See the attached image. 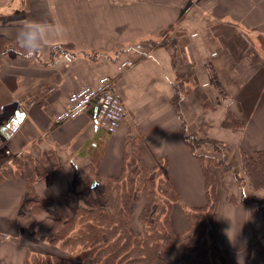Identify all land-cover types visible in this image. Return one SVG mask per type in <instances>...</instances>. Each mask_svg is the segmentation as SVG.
Returning <instances> with one entry per match:
<instances>
[{"label": "crops", "instance_id": "0c3cea01", "mask_svg": "<svg viewBox=\"0 0 264 264\" xmlns=\"http://www.w3.org/2000/svg\"><path fill=\"white\" fill-rule=\"evenodd\" d=\"M0 33L37 48L36 57H0V117L6 116L0 129L7 127L0 132V153L42 161L47 174L56 170L51 180L44 175L33 182L41 198L61 200L81 170L92 176L93 168L104 179L119 176L138 139L152 162L167 159L179 194L170 217L181 233L190 225L188 210L207 203L202 166L183 140L182 118L202 129L196 125L201 119L205 133L232 153L264 150V0H0ZM162 34L183 41L181 54L176 43L150 40ZM126 58L134 65L119 71ZM178 73L190 74L182 118L172 103ZM105 74L127 108L116 132L97 121L93 106L54 123L72 92ZM17 111L24 113L21 121ZM228 111L238 112L243 125L223 127ZM26 169L0 180L1 242L4 228L16 225L11 218L34 174ZM216 221L227 264H264V244L255 243L258 213L221 195ZM4 235V241L12 237ZM9 258L0 264H24Z\"/></svg>", "mask_w": 264, "mask_h": 264}, {"label": "trees", "instance_id": "16d2710c", "mask_svg": "<svg viewBox=\"0 0 264 264\" xmlns=\"http://www.w3.org/2000/svg\"><path fill=\"white\" fill-rule=\"evenodd\" d=\"M164 40L161 45L171 46ZM4 54L36 57L37 48L22 46L0 33V57ZM188 79L190 74L178 73L172 96V103L178 107L181 118L180 103L188 90ZM236 120L230 111L224 124H239ZM201 133L182 118L183 140L201 163L207 194L205 206L188 210L190 225L184 232L177 233L172 226L170 215L173 204L179 201V194L168 176L167 159L162 156L147 163L146 146L134 141L125 154L123 172L119 176L104 179L93 168L92 176L82 170L76 172L67 191L61 195L64 203L61 207L54 206L52 199L37 196L33 182L28 179V193L21 207L32 204L30 207L46 210L52 216L47 234L39 231L34 234L47 243L60 245L72 259L27 250L24 264H227L229 251L218 243L216 213L220 195L217 174L212 166L218 167L222 174L240 175L237 166L240 163L241 171L253 188H264V150L240 151L236 159L229 160L225 156V142ZM55 171L45 175L51 180ZM11 174L12 169L4 173V177ZM40 174L38 172L36 176ZM141 192L146 195L139 213L142 227L135 230L133 206ZM229 198L232 203L250 206L253 213H260L264 218V199L258 206V199L249 198L245 193H241L238 201L234 195ZM65 207L70 214L65 212ZM258 232H255L256 245L264 238V235L258 238ZM167 255H172L175 261H170Z\"/></svg>", "mask_w": 264, "mask_h": 264}, {"label": "rangeland", "instance_id": "374dc122", "mask_svg": "<svg viewBox=\"0 0 264 264\" xmlns=\"http://www.w3.org/2000/svg\"><path fill=\"white\" fill-rule=\"evenodd\" d=\"M167 35L168 34H166L164 36H163V34L160 36H155L154 39L150 38V40L155 45L158 43H160V45H161V42L163 41V39H166L164 41L171 43V45H175V43H176L175 49H177L178 53L181 54V50H183V47H182L183 41H181V42L177 41V38L175 37L176 35H168V36ZM23 50H25V49H23ZM8 55L10 57L14 56L13 54H8ZM19 56H22V55H19ZM22 57L24 59L27 58L24 56H22ZM231 112L234 113L235 119L239 120V124L237 123L236 125H231V124L225 125L224 124L225 121L223 120L221 125L223 127H226V128L227 127L236 128V127L242 126L244 121L240 117L238 112H233V111H231ZM229 113H230V111H228L226 118L229 115ZM4 117H6V116L2 115L0 117V120L1 119L3 120ZM196 123H197L196 125H201L199 127H202V129L196 128L194 126H192L191 128L201 130V132L203 130L204 133H201V135L202 134L207 135V133H205L206 127L205 128L203 127L202 120L201 119L196 120ZM2 126L3 125H1V127ZM1 131H2V129H0V132ZM1 138H2V136H1ZM209 138H211V137H209ZM212 139H214V138H212ZM219 141H221V140H219ZM139 142H140V140L136 139L137 145L140 144ZM210 152H212V150H210ZM225 156L229 160H231L232 157H234V159H236V157L239 155L236 152L232 153L230 151H227V147H226ZM41 159H42V156L40 157V160ZM145 160L147 163L151 164V160L147 156L145 157ZM41 162L42 161L37 162L36 160H34L30 156H25V155L9 156L8 154L7 155L1 154L0 155V179H5L4 173L9 172L11 169L13 171V174L9 175L8 177H19L21 174L24 173V171H25V173L27 172V170H28V169H26V164H27L31 170L33 169V172L35 174L34 177H31V176L27 177L26 176L27 180L30 179L31 182H34L37 179V177L44 176L46 174V169H44L41 166ZM237 166L240 170V175H235L232 172H226V173L222 174L218 167L212 166L215 169L216 174H217L218 193L220 195L219 201L221 202V195L225 196L226 200H228L229 202H231L229 196L234 195V197L238 201L241 198V193H245L246 196H248L249 198L258 199V202H259L258 206H261L260 200L264 199V188L255 189V191L253 192L252 189L249 188V186H250L249 184H251L249 179L247 177H245L243 172L241 171L240 163ZM37 169H39V170H37ZM36 171L41 172V174L36 176ZM240 178H242V180ZM162 187H164L163 184H162ZM27 193H28V191H27ZM34 193L36 194L35 191H34ZM26 196H27V194H26ZM145 199H146L145 193L141 192L139 194L138 201L133 206L134 218H135V222L133 224V227L135 230H140L142 227V222L139 219V213H140V211L144 205ZM220 202H219V205H220ZM53 204H54V206L56 205L59 207L64 205L62 200H59L58 202L53 201ZM31 205H26L25 207H21V205H20L18 212L16 214V218H11L12 221L16 222L15 223L16 225L11 226L10 228H6V229L4 228V230H6V231H3V234H2L3 240H2V242L0 241V243H1L0 244V251L2 253L4 252V255L2 256L3 259L0 257L1 258L0 262L1 261L10 262V258H9V261H6V259H5V257L7 255H9V257L10 256H13V257L18 256L20 259L23 258V262H24V258H25V254H26L27 250L32 251V252H38V253H52V254H56V255L66 256V257H69L72 259V256L70 254H68L67 252H65L61 248L60 245H53V244L47 243L45 240L44 241L41 240L38 235L34 234V232H36V231H39L40 233H43V234H47L48 229L52 225V219H51L52 216L48 211L39 210V209L30 207ZM40 206H43V205H40ZM65 209H66L65 212H68V214H70L66 207H65ZM258 214L261 217V225L257 229L259 231L258 232V234H259L258 238H260V237H262L261 235H264V224H263L264 218H262V215L260 213H258ZM4 233L5 234H11L12 237L10 239H8L7 241H4V240H6ZM0 236H1V234H0ZM257 244L259 246H263L264 240L258 241ZM167 257L170 261H175V258L172 255H167ZM3 264H4V262H3ZM178 264H185V263L180 262Z\"/></svg>", "mask_w": 264, "mask_h": 264}, {"label": "built area", "instance_id": "2783aa9c", "mask_svg": "<svg viewBox=\"0 0 264 264\" xmlns=\"http://www.w3.org/2000/svg\"><path fill=\"white\" fill-rule=\"evenodd\" d=\"M134 65V60L126 58L117 65L123 71ZM95 107L96 119L109 132L114 133L124 122L127 108L121 97L115 92L112 76L105 74L99 77L96 84H85L69 96L68 105L54 117L59 124L85 113Z\"/></svg>", "mask_w": 264, "mask_h": 264}, {"label": "water", "instance_id": "95a60500", "mask_svg": "<svg viewBox=\"0 0 264 264\" xmlns=\"http://www.w3.org/2000/svg\"><path fill=\"white\" fill-rule=\"evenodd\" d=\"M24 116V113L17 111L16 112V121H21ZM9 127H12V125H9ZM7 127L3 126L1 129L5 130Z\"/></svg>", "mask_w": 264, "mask_h": 264}]
</instances>
